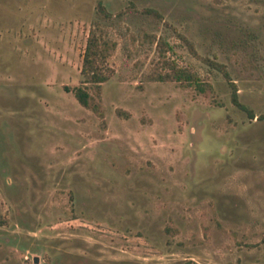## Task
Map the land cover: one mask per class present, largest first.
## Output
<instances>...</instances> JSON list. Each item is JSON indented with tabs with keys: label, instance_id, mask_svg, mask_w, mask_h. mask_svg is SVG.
I'll return each instance as SVG.
<instances>
[{
	"label": "rangeland",
	"instance_id": "374dc122",
	"mask_svg": "<svg viewBox=\"0 0 264 264\" xmlns=\"http://www.w3.org/2000/svg\"><path fill=\"white\" fill-rule=\"evenodd\" d=\"M190 261L264 264V0H0V264Z\"/></svg>",
	"mask_w": 264,
	"mask_h": 264
},
{
	"label": "trees",
	"instance_id": "16d2710c",
	"mask_svg": "<svg viewBox=\"0 0 264 264\" xmlns=\"http://www.w3.org/2000/svg\"><path fill=\"white\" fill-rule=\"evenodd\" d=\"M99 7L102 12L106 15L105 7L103 3H99ZM116 42L109 39L102 31L97 28L91 30V33L88 37L84 60H83V68H82V75H83V85L77 86L73 89L75 96L79 100V102L86 106V107H93L96 109V106H92L91 103V95L86 90V85L90 84L95 87L100 88L102 83L106 82L110 78V71L108 66V59L112 55L113 51L116 49ZM210 64L223 72H226L224 65L215 61L210 60ZM178 77L194 81L195 77L193 74L181 70L178 72ZM200 86V85H199ZM203 89L202 86H200ZM69 89V88H68ZM70 90V89H69ZM232 100L235 105L239 108L248 112L251 118H254L255 115L250 108H248L245 104H243L239 99L238 90L234 87V91L232 94ZM188 264H197L195 262L190 261Z\"/></svg>",
	"mask_w": 264,
	"mask_h": 264
}]
</instances>
